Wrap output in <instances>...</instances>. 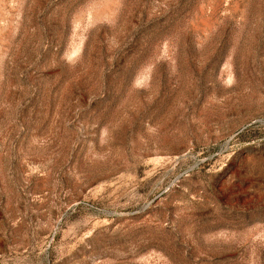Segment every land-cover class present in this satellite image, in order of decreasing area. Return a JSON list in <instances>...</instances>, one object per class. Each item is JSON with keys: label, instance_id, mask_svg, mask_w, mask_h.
Returning a JSON list of instances; mask_svg holds the SVG:
<instances>
[{"label": "rangeland", "instance_id": "374dc122", "mask_svg": "<svg viewBox=\"0 0 264 264\" xmlns=\"http://www.w3.org/2000/svg\"><path fill=\"white\" fill-rule=\"evenodd\" d=\"M0 264H264V0H0Z\"/></svg>", "mask_w": 264, "mask_h": 264}]
</instances>
